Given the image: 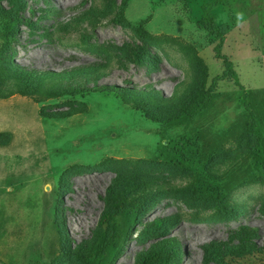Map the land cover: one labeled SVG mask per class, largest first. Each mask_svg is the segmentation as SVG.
Segmentation results:
<instances>
[{
	"label": "rangeland",
	"instance_id": "374dc122",
	"mask_svg": "<svg viewBox=\"0 0 264 264\" xmlns=\"http://www.w3.org/2000/svg\"><path fill=\"white\" fill-rule=\"evenodd\" d=\"M213 1L0 0V264H264V0Z\"/></svg>",
	"mask_w": 264,
	"mask_h": 264
},
{
	"label": "trees",
	"instance_id": "16d2710c",
	"mask_svg": "<svg viewBox=\"0 0 264 264\" xmlns=\"http://www.w3.org/2000/svg\"><path fill=\"white\" fill-rule=\"evenodd\" d=\"M229 0H215L211 3H208L204 6L203 11L206 17L208 18V26L207 28L211 31V33L216 37V39H223V37L227 34V27L221 26L218 27L215 19L213 18L212 11L219 6H225ZM260 157L259 155H257ZM110 219L111 222L114 224V228L116 229L119 226V220L116 215H111V214H105L103 216V221L105 222L106 220ZM103 222V223H104ZM162 264V263H159Z\"/></svg>",
	"mask_w": 264,
	"mask_h": 264
},
{
	"label": "bare ground",
	"instance_id": "6f19581e",
	"mask_svg": "<svg viewBox=\"0 0 264 264\" xmlns=\"http://www.w3.org/2000/svg\"><path fill=\"white\" fill-rule=\"evenodd\" d=\"M92 9L94 10L95 14H97V12L100 10V9H97L96 7H92ZM135 44L134 43H131V46H134ZM137 46V44H136ZM103 49L104 51L106 50L108 55L104 56V58H102L103 62H105L103 65V67H106V63H108L109 65L113 62L114 59H116L117 62H122L123 61V57H125V55H120L118 54L117 52V48L118 46L115 45L114 42H108V43H103L102 45H100V49ZM143 50H145V47L143 48ZM120 53V52H119ZM154 58H155V61L159 62L160 60V57L157 53L154 52ZM157 62V63H158ZM157 69L156 68H153V72H156Z\"/></svg>",
	"mask_w": 264,
	"mask_h": 264
}]
</instances>
